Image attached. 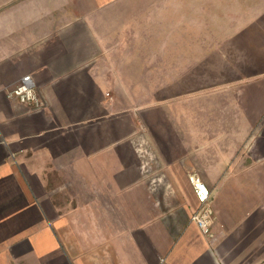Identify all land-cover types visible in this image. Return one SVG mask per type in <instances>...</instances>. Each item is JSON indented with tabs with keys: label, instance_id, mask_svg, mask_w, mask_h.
Here are the masks:
<instances>
[{
	"label": "crops",
	"instance_id": "1",
	"mask_svg": "<svg viewBox=\"0 0 264 264\" xmlns=\"http://www.w3.org/2000/svg\"><path fill=\"white\" fill-rule=\"evenodd\" d=\"M205 3L0 0V264H264V21L205 54Z\"/></svg>",
	"mask_w": 264,
	"mask_h": 264
},
{
	"label": "rangeland",
	"instance_id": "2",
	"mask_svg": "<svg viewBox=\"0 0 264 264\" xmlns=\"http://www.w3.org/2000/svg\"><path fill=\"white\" fill-rule=\"evenodd\" d=\"M204 31L190 29L191 37L205 46V54L211 50L220 53L227 49L228 39L240 28L253 22L264 21V0H206ZM183 31V30H182ZM188 31L185 30L184 32ZM175 32H181L175 31ZM164 36V31L159 30V37ZM197 48V47H196ZM221 48L222 51H221ZM149 52V47H143Z\"/></svg>",
	"mask_w": 264,
	"mask_h": 264
},
{
	"label": "built area",
	"instance_id": "3",
	"mask_svg": "<svg viewBox=\"0 0 264 264\" xmlns=\"http://www.w3.org/2000/svg\"><path fill=\"white\" fill-rule=\"evenodd\" d=\"M7 96L11 99L18 100L33 110L38 111L45 106V102L38 93L31 75L24 76L18 85L7 91ZM192 187L198 200L199 208L192 215L191 219L203 235L212 238L211 222L214 217V212L211 207V191L197 177L192 179Z\"/></svg>",
	"mask_w": 264,
	"mask_h": 264
}]
</instances>
